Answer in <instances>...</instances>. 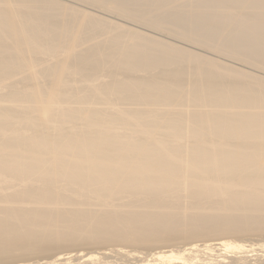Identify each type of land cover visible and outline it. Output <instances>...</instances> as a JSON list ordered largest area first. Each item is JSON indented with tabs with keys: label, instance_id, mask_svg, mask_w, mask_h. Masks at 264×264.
<instances>
[{
	"label": "bare ground",
	"instance_id": "6f19581e",
	"mask_svg": "<svg viewBox=\"0 0 264 264\" xmlns=\"http://www.w3.org/2000/svg\"><path fill=\"white\" fill-rule=\"evenodd\" d=\"M81 1L264 69V0ZM246 70L0 0V264H264V77Z\"/></svg>",
	"mask_w": 264,
	"mask_h": 264
},
{
	"label": "rangeland",
	"instance_id": "374dc122",
	"mask_svg": "<svg viewBox=\"0 0 264 264\" xmlns=\"http://www.w3.org/2000/svg\"><path fill=\"white\" fill-rule=\"evenodd\" d=\"M59 1H63V2H66V3H69L71 5H75L76 7H79L81 9H84V10H88L89 12L91 11L92 13L100 16V17H103V18H106V19H109V20H112V21H116L117 23H120L122 25H126V27H130V28H133V29H136V30H139V31H143L144 33H147L149 35H153V36H157L159 39H162V40H165V41H168L170 43H173V44H176V45H179V46H183L187 49H191L195 52H198V53H201L203 55H206L208 57H211V58H214V59H218L220 61H223L225 63H227L228 65H232V66H236V67H239V68H242V69H247L249 72L251 71L252 73L255 72V74H259L260 76L264 77V69L263 68H259V67H255V65H252L251 63H247V62H242V60H238V59H233V57H230V56H225L224 54L222 53H219L213 49H210L209 47H205V46H202L200 44H197V43H193V42H189V41H186L178 36H175L174 34L172 33H168V31H165V30H161V29H158V28H153L152 26H149L146 24L144 25L143 22L142 23H139V22H136L135 20L132 19H129V17H123V15H121L120 13H116V11H112L110 12L109 10H104L102 7H98V5H90L89 3L86 4V2L84 1H81V0H59ZM119 15V16H118ZM141 26H140V25ZM143 24V25H142ZM149 26V27H148ZM170 34V35H168ZM184 40V41H183ZM230 58L232 59L230 60ZM239 61H240V64H239ZM245 63L247 65H245ZM246 70V71H247ZM105 77H101V79H103Z\"/></svg>",
	"mask_w": 264,
	"mask_h": 264
}]
</instances>
